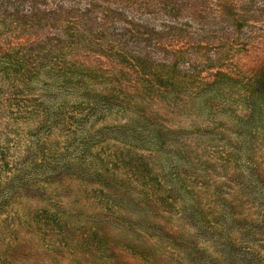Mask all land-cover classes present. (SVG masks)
Listing matches in <instances>:
<instances>
[{
	"label": "rangeland",
	"instance_id": "rangeland-1",
	"mask_svg": "<svg viewBox=\"0 0 264 264\" xmlns=\"http://www.w3.org/2000/svg\"><path fill=\"white\" fill-rule=\"evenodd\" d=\"M41 1L57 3L0 0V39L10 49L9 54L22 52L28 46L23 39L39 29L33 15ZM103 1L99 5L118 9L112 25L118 34L113 47H119V35L126 32L131 37L121 42L123 47L138 54H147L148 50L153 61L178 60L163 46L175 35L166 27H176L178 32L198 29L173 13L147 8V0ZM153 28L161 33L162 45L156 46L160 49L154 47L155 36L150 41L147 37L136 40L137 31L145 34ZM245 29L253 31L250 41L255 44L247 46L239 41L229 48L222 64L243 80L264 63V19ZM187 50L177 48L182 61L188 59ZM213 50L205 47L203 54ZM182 61L179 72H174L175 79L194 76L192 66L185 67ZM130 64H121L129 74L121 75L118 86H112L115 79L108 75L92 86L102 95L116 91L119 102L103 100L94 111L82 100L69 98L56 107L59 109L53 121L38 122L48 108L42 101L48 94L41 92L48 84L45 80L34 79L35 84L27 89L32 94L15 88L3 91L10 106L0 124V264H181V250L162 231L165 225L175 232L181 230L175 196L169 194V187H173L170 183L184 174L190 185L206 193L223 182L218 177L224 175L220 169L218 176L207 178L203 171L210 163L223 165L220 159L225 156V140L231 136L227 118L238 99L229 104L220 100L206 114L181 109L180 101L178 106L159 100L147 104V83ZM210 65L203 67L201 79H211L216 68L208 69L214 67ZM197 93L191 89L183 96ZM28 113L37 122H26ZM245 113L240 112L241 117ZM246 117V126L254 131L257 121L253 116ZM153 130L164 133L160 143ZM258 145V161L264 165V139ZM156 178L159 181L153 180ZM24 181L30 187L28 191H11L13 183ZM251 209L247 207V213L252 214ZM243 233H247L245 229ZM263 239L256 238V246L235 242V251L244 257L261 250L262 257Z\"/></svg>",
	"mask_w": 264,
	"mask_h": 264
},
{
	"label": "trees",
	"instance_id": "trees-1",
	"mask_svg": "<svg viewBox=\"0 0 264 264\" xmlns=\"http://www.w3.org/2000/svg\"><path fill=\"white\" fill-rule=\"evenodd\" d=\"M56 1L51 5L41 1L36 9L34 7L37 14L33 19L37 18L39 29L23 39L30 47L26 46L18 55L9 54L10 49L0 39V124H3L5 109L10 106L6 104L7 93L3 91L15 88L29 94L27 89L35 84V78L48 83L41 91L48 94L42 99L48 108L38 122L53 121L59 109L56 107L62 106V101L69 98L82 100L94 111L101 107L103 100L117 102L116 91L102 95L92 88L95 80L107 75L115 79L112 86H118L121 75L129 74L120 68L124 62H132L134 73L147 83L144 85L147 104L159 100L165 105L178 106L180 101L179 108L206 114L213 111L220 100L229 104L232 99H238L236 109L227 118L231 124L227 131L231 136L225 140V156L220 159L223 165L210 163L203 171L207 178L218 176L216 172L220 169L224 175L218 177L223 182L215 191L209 189L204 193L199 187L190 185L184 174L180 180L172 181L169 194L175 196L173 202L179 209L181 230L175 232L165 225L162 231H166L164 236L181 250V264H264L261 250H253L244 257L235 251V242L246 241L256 246V238H264V165L258 161V143L264 139V63L257 65L246 80L222 65L229 48L239 41H245L247 46L255 44L250 41L253 31L245 28L264 19V0H147V8H156L161 13L168 11L198 27L194 32H178L176 27H166L175 34L169 44H163L168 54L175 53L174 57L178 58L172 63L165 59L153 61L148 50L145 55L124 48L121 42L131 37L126 32L119 35V47H113L118 34L112 25L118 9L99 5L105 1ZM155 30L148 29L145 34L137 31L136 40L147 37L150 41L155 36L157 45L154 47H160L161 33ZM178 46L190 51L187 52V61H182L181 55L179 57ZM205 47L214 50L204 55ZM6 53L9 54L7 58L4 57ZM180 60L185 67L192 66L194 76L175 79L174 72L178 71ZM209 62L214 67L208 69L216 68V71L211 79H201L203 67ZM191 89L198 90V93L184 97V93ZM240 112L246 113L241 117ZM28 114L24 119L26 122H37L32 113ZM151 116L147 112L149 120H152ZM246 116H253L257 121L258 127L254 131L246 126ZM134 124L133 121L131 127ZM154 133L160 143L164 133L160 130ZM153 180L159 181L158 178ZM150 187L154 191V187ZM29 188L24 181L13 183L11 191L26 192ZM153 203L158 204L155 199ZM247 207L253 208L252 214L247 213Z\"/></svg>",
	"mask_w": 264,
	"mask_h": 264
}]
</instances>
